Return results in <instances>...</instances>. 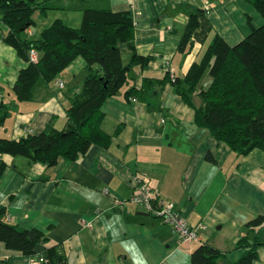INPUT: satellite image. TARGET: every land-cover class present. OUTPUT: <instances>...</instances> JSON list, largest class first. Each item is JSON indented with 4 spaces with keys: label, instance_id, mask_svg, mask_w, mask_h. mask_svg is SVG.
I'll return each mask as SVG.
<instances>
[{
    "label": "crops",
    "instance_id": "obj_1",
    "mask_svg": "<svg viewBox=\"0 0 264 264\" xmlns=\"http://www.w3.org/2000/svg\"><path fill=\"white\" fill-rule=\"evenodd\" d=\"M45 2L54 8L33 12L29 38L37 39L55 19L78 27L84 8L129 11L133 37L130 43H118L122 62L134 52L149 59L133 63L128 82L101 106L100 128L111 135L108 147L93 144L78 159L61 157L53 165L22 155L0 157V207L6 209L7 221L18 229L41 230L46 237L34 258L0 242V264H29L50 247L65 253L66 264H188L202 243L223 253L219 264L234 262L241 255L235 243L245 224L264 217V151L237 155L196 126L193 109L172 80L186 75L214 35L234 45L252 26L262 25L258 11L247 0ZM192 13L198 21L194 30L188 27ZM6 32L0 19V102L9 110L0 136L18 140L64 128L68 97L81 89L88 74L84 58L75 57L59 75L63 88L55 81L39 84L32 99L20 101L12 87L27 62L5 41ZM209 81L204 75L199 88ZM133 86L139 93L127 98L124 92ZM193 102L200 104L197 94ZM135 177L147 182L156 197L172 201L189 226L197 228L199 239L179 243L168 226L142 215L146 212L134 204L112 208L110 197L128 198ZM256 235L264 242V220ZM252 264H264V244Z\"/></svg>",
    "mask_w": 264,
    "mask_h": 264
},
{
    "label": "trees",
    "instance_id": "obj_2",
    "mask_svg": "<svg viewBox=\"0 0 264 264\" xmlns=\"http://www.w3.org/2000/svg\"><path fill=\"white\" fill-rule=\"evenodd\" d=\"M45 1L0 0V19L7 27L5 41L27 62L12 87L16 98L32 99L37 85L55 81L77 56L84 58L88 74L81 89L68 97L64 128L31 133L18 140L0 136V157L22 155L53 165L61 157L78 159L93 144L109 146L111 135L100 128L101 106L128 82L133 63L146 62L149 57L134 52L126 64L122 62L118 43H130L133 37L129 11L84 8L78 27L55 19L37 39L29 38L26 32L34 24L33 12L54 8ZM247 1L263 18V24L252 26L249 34L234 45L214 35L186 75L172 80L176 93L193 109L194 124L206 128L237 155H246L254 148L264 151V0ZM197 26L196 14L192 13L188 27L194 30ZM30 49L38 52L36 62L28 60ZM204 75L210 81L205 88H199ZM138 91L129 87L124 95L128 98ZM194 94L201 100L199 105L193 102ZM8 115V106L1 101L0 125ZM206 158L214 161L209 153ZM3 167L0 164V176ZM263 220V216H257L245 224L235 243L241 255L231 264H252L258 258V247L264 242L256 231ZM45 240L41 230L18 229L9 223L6 209L0 207V242L6 249L34 258L36 247ZM222 256L212 245L202 243L192 250L188 264H219ZM36 259L40 264H66L65 253L56 247L47 248Z\"/></svg>",
    "mask_w": 264,
    "mask_h": 264
},
{
    "label": "built area",
    "instance_id": "obj_3",
    "mask_svg": "<svg viewBox=\"0 0 264 264\" xmlns=\"http://www.w3.org/2000/svg\"><path fill=\"white\" fill-rule=\"evenodd\" d=\"M38 52L30 49L28 60L36 62L38 60ZM173 78L174 73H170ZM55 85L59 89L63 88V82L59 78L55 80ZM133 99V98H132ZM132 193L126 198L111 196L112 208L122 209L128 203L136 205L142 211L158 218L164 225L168 226L179 243H189L199 239L197 228H191L180 211L170 200L160 199L156 197L152 188L147 182L135 177L132 182ZM102 192L109 195V189L103 188ZM200 226L199 228H203ZM29 264H40L38 259H33Z\"/></svg>",
    "mask_w": 264,
    "mask_h": 264
},
{
    "label": "water",
    "instance_id": "obj_4",
    "mask_svg": "<svg viewBox=\"0 0 264 264\" xmlns=\"http://www.w3.org/2000/svg\"><path fill=\"white\" fill-rule=\"evenodd\" d=\"M140 213H141L142 215H144V214H145V215H149L148 213H143V212H140Z\"/></svg>",
    "mask_w": 264,
    "mask_h": 264
},
{
    "label": "rangeland",
    "instance_id": "obj_5",
    "mask_svg": "<svg viewBox=\"0 0 264 264\" xmlns=\"http://www.w3.org/2000/svg\"><path fill=\"white\" fill-rule=\"evenodd\" d=\"M35 30V29H34Z\"/></svg>",
    "mask_w": 264,
    "mask_h": 264
}]
</instances>
